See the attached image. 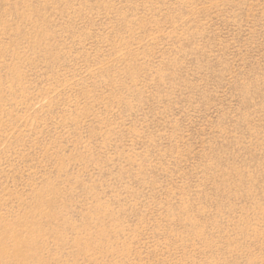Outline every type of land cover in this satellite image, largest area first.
Masks as SVG:
<instances>
[{"label": "rangeland", "instance_id": "rangeland-1", "mask_svg": "<svg viewBox=\"0 0 264 264\" xmlns=\"http://www.w3.org/2000/svg\"><path fill=\"white\" fill-rule=\"evenodd\" d=\"M0 264H264V0H0Z\"/></svg>", "mask_w": 264, "mask_h": 264}]
</instances>
